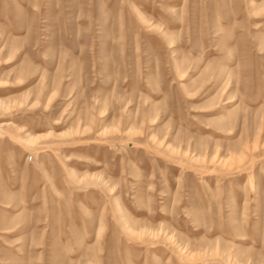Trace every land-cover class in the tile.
Segmentation results:
<instances>
[{"label":"rangeland","instance_id":"obj_1","mask_svg":"<svg viewBox=\"0 0 264 264\" xmlns=\"http://www.w3.org/2000/svg\"><path fill=\"white\" fill-rule=\"evenodd\" d=\"M0 264H264V0H0Z\"/></svg>","mask_w":264,"mask_h":264}]
</instances>
